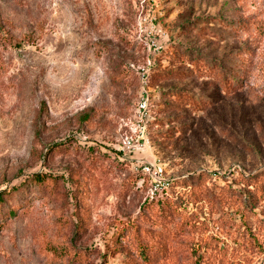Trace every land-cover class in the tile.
Returning <instances> with one entry per match:
<instances>
[{
	"label": "rangeland",
	"instance_id": "1",
	"mask_svg": "<svg viewBox=\"0 0 264 264\" xmlns=\"http://www.w3.org/2000/svg\"><path fill=\"white\" fill-rule=\"evenodd\" d=\"M149 162L190 186L182 217L147 203ZM18 186L0 264H264V0H0V191Z\"/></svg>",
	"mask_w": 264,
	"mask_h": 264
},
{
	"label": "trees",
	"instance_id": "2",
	"mask_svg": "<svg viewBox=\"0 0 264 264\" xmlns=\"http://www.w3.org/2000/svg\"><path fill=\"white\" fill-rule=\"evenodd\" d=\"M238 34L243 35L244 34V25L241 24L238 28ZM249 49H246V51L242 52V59L247 60V53H249ZM246 53V54H245ZM183 62L185 61L184 59L182 60ZM195 109H198V107L196 106ZM62 144L63 143H58L55 147V150L58 148H62ZM49 179H55L54 176L52 175H46L43 173H38V174H33L31 176L28 177V183L33 184L34 186H43L44 184H46L47 180ZM137 179H139V181H143V183H146L147 181H149L150 177L148 176V174H146L145 172L141 173H137ZM184 180L183 179H177V178H171L170 179V188L168 189V191H164L162 194H159L157 196H151L149 198L146 199L147 203L152 205V206H157L162 213H165L166 217L169 220H175L178 219L180 217H182V214L179 213V211H177L174 205L178 204L180 205L182 202V199L184 198V195L186 194V192H190L189 187L190 186H185L184 185ZM22 186V185H21ZM20 186V187H21ZM20 187H12L9 190H5V191H0V204H2L5 200L6 197H8L11 193H15L17 191L20 190ZM177 188L174 192L173 189ZM252 202V200L250 201ZM174 217V218H173ZM258 224V223H257ZM260 225V224H259ZM262 225V224H261ZM244 231H248L249 232V236L251 238H255L254 234L252 232V228L250 225H247L245 223L244 225ZM122 231L120 232L119 229L118 231L115 232V235L112 237L113 239H118L121 236ZM256 244L257 243V239L255 238ZM138 253L140 255V257H142L145 261L150 260L151 258V253L149 251H147V249L142 248L141 246L138 248Z\"/></svg>",
	"mask_w": 264,
	"mask_h": 264
},
{
	"label": "built area",
	"instance_id": "3",
	"mask_svg": "<svg viewBox=\"0 0 264 264\" xmlns=\"http://www.w3.org/2000/svg\"><path fill=\"white\" fill-rule=\"evenodd\" d=\"M148 103L146 97H141L135 109V121L138 132L143 138V143H149L147 137V123L149 120ZM140 136V137H141ZM145 173L151 175L155 188L163 193L170 186V179L165 177L164 167L158 162H149L143 167Z\"/></svg>",
	"mask_w": 264,
	"mask_h": 264
}]
</instances>
